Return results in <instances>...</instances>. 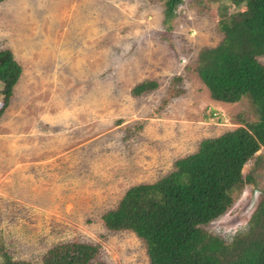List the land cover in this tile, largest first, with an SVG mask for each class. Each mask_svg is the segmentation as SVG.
<instances>
[{
  "label": "rangeland",
  "instance_id": "obj_1",
  "mask_svg": "<svg viewBox=\"0 0 264 264\" xmlns=\"http://www.w3.org/2000/svg\"><path fill=\"white\" fill-rule=\"evenodd\" d=\"M228 0H5L0 52L22 67L0 119V262L42 264L59 244L100 246L103 264H150L130 231L102 216L133 186L152 184L201 141L257 121L248 99H211L195 72L199 52L223 39ZM264 65V56L258 58ZM144 82L158 88L134 96ZM2 97L0 96V104ZM253 176L204 230L227 244L249 230L264 190V148Z\"/></svg>",
  "mask_w": 264,
  "mask_h": 264
},
{
  "label": "trees",
  "instance_id": "obj_2",
  "mask_svg": "<svg viewBox=\"0 0 264 264\" xmlns=\"http://www.w3.org/2000/svg\"><path fill=\"white\" fill-rule=\"evenodd\" d=\"M5 0H0V3ZM183 0H166V15L174 17ZM239 22L224 7L218 27L223 39L215 48L202 49L195 72L211 99L237 104L248 99L257 121L218 138L200 142L198 150L175 161L173 170L152 184L131 187L118 206L102 221L111 232L130 231L146 246L150 264H264V190L248 232L230 244L207 233L204 226L225 215L238 194L252 184L243 169L264 148V0H228ZM22 74L13 54L0 52V119L10 104ZM158 88L144 82L134 96ZM100 246L64 243L50 248L42 264H103ZM0 264H29L6 253Z\"/></svg>",
  "mask_w": 264,
  "mask_h": 264
}]
</instances>
